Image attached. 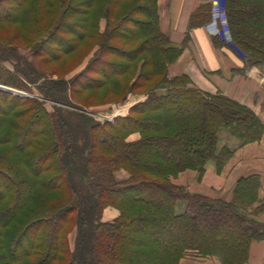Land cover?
Here are the masks:
<instances>
[{
	"label": "trees",
	"instance_id": "1",
	"mask_svg": "<svg viewBox=\"0 0 264 264\" xmlns=\"http://www.w3.org/2000/svg\"><path fill=\"white\" fill-rule=\"evenodd\" d=\"M206 10L189 26L207 21ZM225 12L231 41L214 35L213 44L262 66L264 0H225ZM3 24L17 29L0 39V85L26 94L0 87V264L247 262L250 244L264 239L259 176L239 177L229 200L171 178L185 169L202 175L210 161L219 171L234 150L220 145L221 132L241 146L259 140L264 125L247 105L184 74L168 77L181 46L160 31L157 0H0ZM83 44L85 56L95 50L78 74L40 66ZM130 92L146 97L112 121L75 99L119 102ZM134 132L139 138L127 140ZM106 206L119 210L111 222L101 220Z\"/></svg>",
	"mask_w": 264,
	"mask_h": 264
},
{
	"label": "crops",
	"instance_id": "2",
	"mask_svg": "<svg viewBox=\"0 0 264 264\" xmlns=\"http://www.w3.org/2000/svg\"><path fill=\"white\" fill-rule=\"evenodd\" d=\"M212 0H157V14L160 31L165 34L173 45L181 46L177 59L168 65L169 77L184 74L191 85L209 93H222L240 103L247 105L260 118L264 125V64L246 65L240 55L228 45L215 46L212 35L207 27L209 10ZM207 8L208 20L190 27L189 21L194 13ZM101 22V21H100ZM104 23H101L100 29ZM95 47L79 61L64 77L70 78L78 74L87 66ZM239 70V68H243ZM144 93H128L127 103L117 106L119 102H109L97 106L105 108L112 106L113 110L107 114H96L99 118L124 116L136 102L144 100ZM97 117V116H96ZM98 119V118H97ZM102 121L101 119H98ZM224 134V133H223ZM225 136V135H224ZM139 138L137 132L131 133L127 140ZM231 138V137H230ZM234 141V139H230ZM225 144V143H223ZM228 144V143H227ZM234 148L233 154L218 171L214 162H207L202 175L196 170L185 169L171 178L174 184L184 186L188 191L203 194L210 198L229 200L237 179L249 174L259 176L260 186L258 197L264 202V131L261 138ZM127 172L120 170L116 173L118 179L127 177ZM259 202V203H260ZM257 202L256 205L259 204ZM119 210L113 206H106L102 210L101 220L113 221ZM264 221V209L259 214ZM69 245L72 248L75 232L72 231ZM199 260V261H198ZM190 261V262H189ZM178 264H221L216 257L192 259L182 258ZM245 264H264V239L253 241L249 247L248 260Z\"/></svg>",
	"mask_w": 264,
	"mask_h": 264
},
{
	"label": "rangeland",
	"instance_id": "3",
	"mask_svg": "<svg viewBox=\"0 0 264 264\" xmlns=\"http://www.w3.org/2000/svg\"><path fill=\"white\" fill-rule=\"evenodd\" d=\"M220 3L223 7V10H224V17L226 19V12H225V0H220ZM212 11V4H211V8L209 10V15ZM211 19V15L209 17ZM101 23H104V19H101V22H100V25ZM17 27L16 26H11L9 24H3L2 26H0V39L1 38H5V37H10L12 34L15 33ZM226 33L224 32L223 30V34H224V37H220L218 36L221 40L225 41V42H230L231 41V35H230V31H229V28H228V25H227V19H226ZM18 45L19 46H23L24 43L20 41H18ZM91 47L87 44H83L81 45L77 51L72 55V56H65L63 57L62 59L60 60H48L46 63H41L40 66L45 70V71H48L50 73H53L55 75H64L67 71L71 70L77 63V61H80L82 59V57L84 58L85 54L89 51ZM21 52L23 54H28V51L26 49H22L21 48ZM83 60V59H82ZM81 60V61H82ZM174 62V61H173ZM172 62V63H173ZM171 64V63H170ZM167 70H168V67H167ZM168 72V71H167ZM169 77V76H168ZM157 79L159 78H155L154 80H151L150 82H148L146 84V87H149L152 83H154ZM145 87V86H144ZM144 88H142L143 90ZM146 89V88H145ZM144 89V90H145ZM75 99L80 101V102H83L85 103L86 105H90L91 106L87 109L88 111L92 112L93 114L96 113H100V114H107V113H110L112 112L113 110V107L110 105V106H107L105 108H97V106L99 105H103V104H106V102L109 101V99H103L102 97H95L94 99H90L88 97V95L86 93H82L80 95L77 94L75 96ZM127 100V99H126ZM126 100H121L122 102L121 103H118L117 106H122L123 104L127 103ZM45 106L47 109L51 110L52 108V104L50 102H46L45 103ZM224 133V134H223ZM225 135V136H224ZM234 139V141L230 140L231 138ZM220 145H222L223 143L225 144H230V145H233L236 147H239L238 144H239V141L230 136L227 132L225 131H222L221 134H220ZM227 144V145H228ZM242 146V145H241ZM182 205V204H181ZM69 239H72V234L70 233L69 234ZM189 258V259H192L194 257H197V258H209V257H216V256H208V257H201V256H194V255H186L182 258ZM181 258V259H182ZM218 259V257H216ZM180 259V260H181ZM180 260L175 263V264H178L180 262ZM219 260V259H218ZM199 261V260H198ZM220 261V260H219ZM190 262V261H189ZM221 263V262H220Z\"/></svg>",
	"mask_w": 264,
	"mask_h": 264
},
{
	"label": "built area",
	"instance_id": "4",
	"mask_svg": "<svg viewBox=\"0 0 264 264\" xmlns=\"http://www.w3.org/2000/svg\"><path fill=\"white\" fill-rule=\"evenodd\" d=\"M207 27L212 35L224 37L223 33H226V19L224 17V10L220 3V0H212L211 20L209 21ZM95 116H97L96 118L101 120H110V118L102 116L101 118H99L98 115Z\"/></svg>",
	"mask_w": 264,
	"mask_h": 264
},
{
	"label": "water",
	"instance_id": "5",
	"mask_svg": "<svg viewBox=\"0 0 264 264\" xmlns=\"http://www.w3.org/2000/svg\"><path fill=\"white\" fill-rule=\"evenodd\" d=\"M0 87L5 88V89H7V90H9V91L18 92V93H20V94H22V95H25V94H26V93H24V92H22V91H18V90H15V89L9 88V87H5V86H1V85H0Z\"/></svg>",
	"mask_w": 264,
	"mask_h": 264
}]
</instances>
